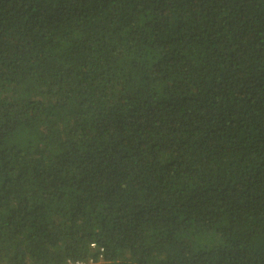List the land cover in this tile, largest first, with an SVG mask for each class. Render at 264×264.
Wrapping results in <instances>:
<instances>
[{"label": "trees", "instance_id": "obj_1", "mask_svg": "<svg viewBox=\"0 0 264 264\" xmlns=\"http://www.w3.org/2000/svg\"><path fill=\"white\" fill-rule=\"evenodd\" d=\"M91 259L264 264V0H0V264Z\"/></svg>", "mask_w": 264, "mask_h": 264}, {"label": "built area", "instance_id": "obj_2", "mask_svg": "<svg viewBox=\"0 0 264 264\" xmlns=\"http://www.w3.org/2000/svg\"><path fill=\"white\" fill-rule=\"evenodd\" d=\"M93 246H95L94 244H92ZM93 263V260H88V261H76V262H71V264H91Z\"/></svg>", "mask_w": 264, "mask_h": 264}]
</instances>
